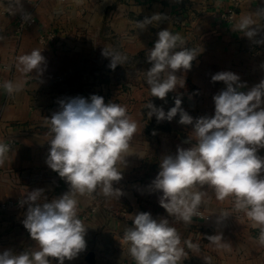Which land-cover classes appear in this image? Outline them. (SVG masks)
<instances>
[{
  "label": "crops",
  "instance_id": "1",
  "mask_svg": "<svg viewBox=\"0 0 264 264\" xmlns=\"http://www.w3.org/2000/svg\"><path fill=\"white\" fill-rule=\"evenodd\" d=\"M231 7L232 0H83L80 4L75 0H20V4L18 0H0V80L12 81L21 89L10 95L0 88V142L15 140L0 165V204L23 202L38 188L45 190L41 203L69 191L66 183L67 189L55 194L59 179L45 162L53 135L45 122L59 109L60 100L83 97L90 101L92 95H99L106 104L109 99L125 106L137 130L126 163L119 164L123 178L114 186L123 194L120 198L106 197L98 187L91 195L76 194V198L79 218L88 227L86 249L95 252V264H118L119 260L136 264L124 233L133 226L135 214L150 212L153 216L156 191L148 184L158 174L162 158L175 154L178 146H194L195 139L191 125L178 123L179 115L160 123L153 116L150 128L146 125V104L151 100L168 111L175 96L168 94L167 102L152 97L147 77L133 73L147 72L151 67L146 58L159 31L179 33L184 43L176 51L187 48L198 56L190 70L176 73L185 80V86H178L173 94L181 96L182 108L194 118L213 115V96L226 85L212 82V75L236 73L246 85L241 89L244 91L264 80V43H256L264 40V0L244 1L234 22L220 16ZM21 12L29 13L34 24L17 36V15ZM167 13L177 17L180 24L167 20ZM155 14L162 16L146 29L138 28L137 21ZM245 16L253 20L251 27L258 33L252 40L236 27ZM50 30L57 37L43 47L40 38ZM33 49L41 50L45 63L41 73L26 74L17 58ZM104 49L127 60L113 70L109 67L111 58L102 54ZM259 155L264 157V149ZM198 190L205 193L200 208L213 217L212 222L194 216L191 223H184L168 216L164 208L159 214L180 236L185 252L181 264H264L260 229H253L249 219L221 218L225 212L236 211L235 198L218 200L207 185ZM26 210V204L20 210H0V252L38 250L23 226ZM218 217L222 221L218 222ZM214 235H222L218 244L209 239ZM188 242L198 250L190 249ZM65 264L88 263L85 257H76L65 260Z\"/></svg>",
  "mask_w": 264,
  "mask_h": 264
},
{
  "label": "clouds",
  "instance_id": "2",
  "mask_svg": "<svg viewBox=\"0 0 264 264\" xmlns=\"http://www.w3.org/2000/svg\"><path fill=\"white\" fill-rule=\"evenodd\" d=\"M20 4V0H18ZM83 0H75L80 4ZM160 14L137 21L139 29H146ZM25 14L23 19L28 20ZM253 20L245 16L237 29L250 40L257 36L252 28ZM184 43L179 33L168 29L159 31L154 47L146 60V83L150 95L166 101L169 93L184 87L185 80L178 71H188L198 56L194 50L182 48ZM256 43H264L257 40ZM111 58L109 67L115 69L127 57L119 53H102ZM24 73L42 72L45 57L41 50L17 58ZM212 82H223L226 87L213 96L214 114L194 118L182 108L180 95L174 98V106L168 111L157 107L151 100L146 104L149 120L154 116L158 123L171 122L177 115L181 125H191L195 145L177 147L175 154L162 158L159 171L150 188L162 193L159 204L168 216L184 223H191L203 202L205 193L198 190L207 185L214 189L216 198L223 201L233 196L234 207L243 211L260 228L259 243L264 245V80L247 91L240 77L231 71H221L211 77ZM8 94L20 91L12 81L0 85ZM59 109L47 117L46 125L53 134L48 141L47 166L69 185V191L58 198L40 202L44 189L29 192L21 206L27 205L23 226L38 250L0 252V264H65L72 261L86 248L88 227L79 218L76 194L91 195L99 187L104 196H120L114 187L122 177L121 162L126 163L130 142L137 124L127 114L125 106L105 103L104 98L92 95L90 101L83 97L60 100ZM155 135V132H153ZM188 141H185L187 143ZM9 146L0 142V165H3ZM226 218V217H225ZM222 221L218 217V222ZM222 235L210 236L219 243ZM129 243V254L136 264H181L185 252L180 247L181 239L167 218H154L150 212L134 215L133 226L124 233ZM188 247L198 246L188 242ZM206 262L209 258H205Z\"/></svg>",
  "mask_w": 264,
  "mask_h": 264
},
{
  "label": "built area",
  "instance_id": "3",
  "mask_svg": "<svg viewBox=\"0 0 264 264\" xmlns=\"http://www.w3.org/2000/svg\"><path fill=\"white\" fill-rule=\"evenodd\" d=\"M244 1L246 0H232V7L227 12H222L220 16L229 22H234L236 20L237 9L242 5ZM25 14L30 15L29 13H23V12L18 13L17 15V29H16L17 36H19L23 32L24 29L29 28L34 24V19L31 17V15L28 20L23 19ZM165 17L167 20H170L175 24H180V20L170 13H167ZM56 37H57L56 32L54 30H50L44 36L40 38V42L44 47V46H47L49 43L54 42ZM116 52L118 51L116 50ZM2 84L3 83L0 80V85ZM6 145L9 146V149H11L12 147L15 146V140H10L9 142L6 143ZM23 206H21L20 200H18L17 202L8 201L3 204H0V210H3V211L20 210ZM195 217L203 219L205 222H208V223L212 222V219H213V217L210 214L204 212V210H202L201 208H199L198 215H196ZM221 218L223 220H227L230 218L231 219L235 218V219H240V220L248 219L244 212L237 211V210L231 211V212H225L222 214ZM87 253H88V250L85 248V250L82 251L78 256L80 258H84L87 255ZM118 264H129V263L119 260Z\"/></svg>",
  "mask_w": 264,
  "mask_h": 264
},
{
  "label": "rangeland",
  "instance_id": "4",
  "mask_svg": "<svg viewBox=\"0 0 264 264\" xmlns=\"http://www.w3.org/2000/svg\"><path fill=\"white\" fill-rule=\"evenodd\" d=\"M134 75H138V76H141V77H143V78H146L147 77V72L145 71V70H139L138 72H136V73H133ZM124 85V84H123ZM108 95V94H107ZM169 95H171V96H176L175 94H173V92L172 93H169ZM171 100H173V99H171ZM174 102V101H173ZM107 103H109V99L107 100ZM153 124V121H152V119L151 120H147V123H146V125L150 128V125H152ZM148 185H151V184H148ZM114 186H115V184H114ZM143 187V186H142ZM143 191V190H142ZM162 195V193H160V192H158V191H156V194H155V199H154V201H155V206H154V209H153V205H152V210H153V212H154V214H153V217L154 218H157V219H159L160 218V212H162V210H163V208L160 206V204H159V197ZM252 228L253 229H260L259 227H253V225H252ZM77 257H79V256H77Z\"/></svg>",
  "mask_w": 264,
  "mask_h": 264
},
{
  "label": "water",
  "instance_id": "5",
  "mask_svg": "<svg viewBox=\"0 0 264 264\" xmlns=\"http://www.w3.org/2000/svg\"><path fill=\"white\" fill-rule=\"evenodd\" d=\"M56 175L58 176V184L55 188V194L58 195L60 194L62 191H65L67 189V184L65 182L64 179H62L61 177H59L58 173H56ZM85 260L88 264H95L96 260H95V252L93 251H89L87 253V255L85 256Z\"/></svg>",
  "mask_w": 264,
  "mask_h": 264
},
{
  "label": "trees",
  "instance_id": "6",
  "mask_svg": "<svg viewBox=\"0 0 264 264\" xmlns=\"http://www.w3.org/2000/svg\"><path fill=\"white\" fill-rule=\"evenodd\" d=\"M154 163H155V161H154Z\"/></svg>",
  "mask_w": 264,
  "mask_h": 264
}]
</instances>
